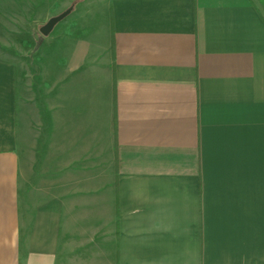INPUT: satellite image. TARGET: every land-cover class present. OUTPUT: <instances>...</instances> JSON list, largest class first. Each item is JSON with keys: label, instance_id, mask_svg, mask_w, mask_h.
Returning a JSON list of instances; mask_svg holds the SVG:
<instances>
[{"label": "crops", "instance_id": "1", "mask_svg": "<svg viewBox=\"0 0 264 264\" xmlns=\"http://www.w3.org/2000/svg\"><path fill=\"white\" fill-rule=\"evenodd\" d=\"M0 264H264L260 0H0Z\"/></svg>", "mask_w": 264, "mask_h": 264}, {"label": "water", "instance_id": "2", "mask_svg": "<svg viewBox=\"0 0 264 264\" xmlns=\"http://www.w3.org/2000/svg\"><path fill=\"white\" fill-rule=\"evenodd\" d=\"M72 11V8H69L67 10H65L64 12L60 13L59 15H56L52 18H50L48 20V22L46 24H44L41 28H40V32L44 35V36H48L52 30L54 29V27L61 21L63 20L66 16H68Z\"/></svg>", "mask_w": 264, "mask_h": 264}, {"label": "rangeland", "instance_id": "3", "mask_svg": "<svg viewBox=\"0 0 264 264\" xmlns=\"http://www.w3.org/2000/svg\"><path fill=\"white\" fill-rule=\"evenodd\" d=\"M94 1H99V0H94ZM83 5H84V3L83 4H80V6H79V10L83 7ZM76 12V11H75ZM75 12H73L70 16H66L63 20H61L58 24H57V30H58V28H60V26H61V24H62V22H65L66 20H70L71 18H72V16H74L76 13ZM34 27H36L33 31H35V35H36V37H38V38H41V39H43V38H45V36L40 32V28L41 27H37V26H35L34 25ZM28 58H24V57H22V59H21V61H23V63L26 65L27 63H28ZM27 72H30L29 70H27ZM31 73V72H30ZM29 73V74H30Z\"/></svg>", "mask_w": 264, "mask_h": 264}, {"label": "trees", "instance_id": "4", "mask_svg": "<svg viewBox=\"0 0 264 264\" xmlns=\"http://www.w3.org/2000/svg\"><path fill=\"white\" fill-rule=\"evenodd\" d=\"M260 2H261V4L263 5V7H264V0H260Z\"/></svg>", "mask_w": 264, "mask_h": 264}]
</instances>
